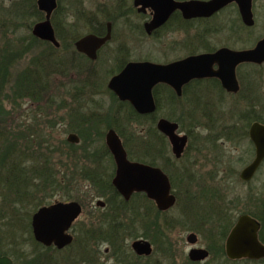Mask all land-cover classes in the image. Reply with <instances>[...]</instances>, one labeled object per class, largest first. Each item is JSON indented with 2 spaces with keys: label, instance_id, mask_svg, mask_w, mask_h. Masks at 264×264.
Returning a JSON list of instances; mask_svg holds the SVG:
<instances>
[{
  "label": "flooded vegetation",
  "instance_id": "1",
  "mask_svg": "<svg viewBox=\"0 0 264 264\" xmlns=\"http://www.w3.org/2000/svg\"><path fill=\"white\" fill-rule=\"evenodd\" d=\"M57 1L58 6L51 15V23L60 46L56 47L50 43L56 48H60L62 44L68 47L73 45L91 64L103 60L105 63L100 66L104 69L100 72H105L110 78L119 74L130 62L151 61L167 64L189 56L215 54L218 51H222L220 59L223 60L229 58L232 51L253 49L264 39V0H108V3L96 6L101 10V14L93 13L92 17H88L92 29L82 36L69 35V30L74 24L66 18L62 19L59 12L63 0ZM39 11L42 13L41 19L36 22L46 18V14ZM69 14H72V11L65 16ZM159 20L163 21L155 25V21ZM120 23L121 26L128 25V31L126 27L120 30ZM57 29L62 31L60 36ZM109 31L111 36L97 50L95 59L77 50L76 42L81 37L90 33L106 36ZM67 36L71 39L66 42ZM138 41L146 45L141 48L140 56H136L134 50L127 47L130 43L133 45ZM149 46L159 48L152 52L148 50ZM68 52L69 48L61 53ZM30 53L31 48L28 47L21 57ZM170 54L179 57L170 61H165V58L161 61L159 58ZM220 65L219 61L215 62L213 68L218 70ZM76 71L100 73L97 68ZM236 78L239 87L235 91L226 89L217 76L194 78L183 86L181 95L171 86L160 83L169 86L181 98L179 104L186 108L189 115L190 109H199V124L206 133H199L196 137L192 133L191 122L187 132H184L186 126L169 117L170 110L162 114L155 91L154 112L140 113L129 101L115 102L104 110L111 111V122L114 126L101 121L96 131L104 134L106 142L108 131L115 130L130 161L160 167L170 179L171 193L176 197L174 205L162 210L155 200L143 191H135L126 199L113 184L117 166L109 151L113 160V165L108 167L112 173L110 183L113 189L109 188L105 193L101 191V195H96L97 187L94 183L86 181L89 188L84 189L82 194L78 185L83 183L75 182L68 189L61 188L57 191L54 197L58 198L54 201H51L52 197L47 198L32 214L29 205L26 206L29 201L23 197L21 201L24 199V204L18 205V209L14 206L17 221L14 225L17 228L6 223L4 212H1V209L10 207L11 204L0 205V258H5V264H133L135 260L134 264H148L149 259L150 264H165L164 261H169V264H238L240 260L249 259H232L227 255L226 248L228 238L242 215H249L259 224L258 239L264 245V190L251 185L255 183L258 172H261L264 159L250 179L245 180L241 176L257 155V146L251 130L256 123L264 125V62L238 64ZM161 99L163 107L171 102L167 95H163ZM92 104L99 105L100 101ZM228 104L232 107L230 111L233 117L227 121L226 110L221 111L219 108ZM84 105L88 106L85 103ZM218 114L225 117L219 118ZM162 118L177 122V132L188 137L180 156H176L169 137L158 127ZM186 120L191 121L189 117ZM124 137L133 141H150L149 150L143 153L132 145L133 153L130 154L124 144ZM244 142L247 143V148L243 154L247 156L240 154L233 159L227 155L231 144L238 147ZM190 144L192 148L187 153ZM159 145L164 148L162 153L159 151ZM191 152L203 156L202 168L199 171L195 167L197 160L182 164ZM245 161V166L238 172L235 163ZM208 164L214 166L205 169ZM178 169L181 172L184 169H193L196 173L183 176L188 178L187 180H179L176 174ZM172 176L176 179L175 183ZM179 176L182 177V174ZM234 183L247 186L250 184L245 196L237 191L238 187H234ZM190 186L198 194L197 200L201 205L198 216L194 213L192 218L190 208L183 206L182 198L178 197L182 194L180 192H187ZM62 191L72 196H61ZM73 201L80 204L81 212L65 229V232L72 236V241L62 246L55 242L46 244L38 241L32 227L34 213L42 206ZM242 201H245L243 207L240 204ZM133 211L136 212V221L130 224L133 229L127 231L130 223L128 217ZM178 231H183V241L176 240ZM140 232L142 235H139ZM30 236L36 244L34 248L39 249H30ZM129 239H132L130 243ZM139 239L150 242L153 249L151 254H139L134 250L133 242ZM178 248H185V253L181 254L183 259L180 260ZM195 248L208 250V257L204 260L192 259L190 253ZM171 256L173 260H170ZM37 257L38 261L35 262ZM168 258L170 259L167 260Z\"/></svg>",
  "mask_w": 264,
  "mask_h": 264
},
{
  "label": "trees",
  "instance_id": "2",
  "mask_svg": "<svg viewBox=\"0 0 264 264\" xmlns=\"http://www.w3.org/2000/svg\"><path fill=\"white\" fill-rule=\"evenodd\" d=\"M11 8L10 12L12 16L16 17L15 19L25 18L27 15L29 18L33 17L30 24H27L30 30H32L34 23L41 19L42 13L38 10L36 0H14ZM7 21L8 19H4L0 23V27L6 26ZM74 27L75 24L69 30L72 34L76 33ZM10 31V29L6 30L5 28L0 30V196L2 197L1 205L11 204L10 207L1 209V212H4L6 223L17 228L15 226L17 221L16 216H14V206L18 209V205L22 206L24 204V199L29 201L26 206L29 205L32 214L47 198L55 196V193L61 188L62 190L68 189L80 180L94 183L97 187L96 195H101L102 192L105 193L109 188L113 189L110 183L112 173L108 168L113 165L112 156L105 142L104 134L101 131H96V129L101 121L111 127L114 124L111 122L113 117L111 111L104 112L99 105L92 104V102L100 101L96 100V96L102 92L99 82L101 80L98 81V77L93 74H89L85 78L82 77L83 84L76 87L75 96L73 94L77 111L72 113L71 116L75 121L73 129L81 138L80 143L72 144L66 138L56 144L51 133L43 131L44 127L40 126L36 117L30 123H26L23 118L19 120V123H16L15 117L18 113L23 114L21 111L25 99L34 103H39L42 100L47 103L55 101L51 90L48 89L49 82L45 78L49 77L54 66L59 65L62 61L65 62V56L58 55L59 52L69 48L70 60L75 62L74 67L80 70L96 68V64H91L85 56L75 50L73 45L68 47L62 44L60 48H56L50 42L42 41L33 36L32 32H30L27 39L20 41L13 38V32L10 33L11 37H9ZM61 32L57 29L59 36ZM28 47L31 48V52L38 47L41 51L34 56L30 65L25 69L17 74H12L11 70L17 65L16 62H19L21 54ZM106 90L112 95L113 103L124 102L108 87ZM154 91L159 102L160 111L163 109L161 99L163 95H167L175 105L179 104L181 98L169 86L160 84L156 86ZM76 93L83 95L76 96ZM84 103L88 106H85ZM8 104L11 105V108H8ZM12 106L16 109L15 111H13ZM59 107L65 109L70 106L63 100ZM198 110L196 108L190 109L191 114L189 115L186 108H183L179 116L173 114L175 110L170 109L168 116L180 122L182 126L189 117L193 126L199 123ZM50 124L52 127L55 123L50 121ZM124 139V144L130 154L133 153L131 150L132 145L143 153L149 150L150 141L148 140L133 141L131 139L127 140L126 137ZM191 148L190 144L187 153ZM76 149H79L78 154ZM159 151L161 153L164 151V148L160 145ZM65 154H71L68 157L73 159V167L70 166L62 170L61 162ZM193 173H196L193 169H184L182 172L178 169L176 172L179 180H187L188 178L183 176H190ZM180 174H182V177L179 176ZM172 179L175 183L176 179L173 176ZM180 194L178 197L179 199L182 198L183 206H188L190 211L198 216L200 209L195 208H200L201 205H199L198 194L193 187L190 186L187 192H180ZM23 197L24 199L21 201ZM128 219H130V223L127 226V231L133 229L130 224L136 221V212L133 211ZM30 237L34 241L33 237ZM37 261L38 257L35 262ZM240 261L258 260L244 259ZM261 261H264V259ZM135 262L136 260L133 264ZM148 262L150 264V259Z\"/></svg>",
  "mask_w": 264,
  "mask_h": 264
},
{
  "label": "water",
  "instance_id": "3",
  "mask_svg": "<svg viewBox=\"0 0 264 264\" xmlns=\"http://www.w3.org/2000/svg\"><path fill=\"white\" fill-rule=\"evenodd\" d=\"M36 4L38 9L46 14V18L33 25V35L59 47L60 42L51 23V15L56 10L58 1L37 0ZM161 21L163 20L155 21L154 24L158 25ZM110 36V31L106 36L87 34L76 42L77 50L95 59L97 50ZM221 53L222 51L215 54L193 55L167 64L151 61L130 62L119 74L110 78L108 85L121 100L131 102L140 113H151L156 110L153 89L160 83L171 86L178 95H181L183 86L190 80L217 76L226 89L235 91L239 87L236 78L237 65L242 62H264V39L253 49L232 51L227 59H220ZM218 61L221 65L218 70H215L213 64ZM158 127L169 137L176 156H180L185 149L188 137L177 132L178 123L162 118ZM251 133L256 142L257 155L241 174L245 180L253 176L264 159V125L256 123ZM67 140L72 144H78L81 139L77 133L71 132ZM106 144L117 166L113 184L126 199L130 198L135 191H143L149 198L155 200L162 210L175 204L176 197L171 193L170 179L160 167L130 161L121 138L113 129L106 135ZM80 212L81 206L76 201L42 206L32 217L35 238L46 244L55 242L59 246L70 243L72 236L67 234L65 229ZM258 228L259 224L256 220L249 215H242L228 238L227 255L232 259L264 258V245L258 239ZM133 248L137 253L147 255L153 250L149 241L141 239L133 242ZM190 255L192 259L204 260L209 252L205 248H195ZM5 261V258H0V264H5Z\"/></svg>",
  "mask_w": 264,
  "mask_h": 264
},
{
  "label": "rangeland",
  "instance_id": "4",
  "mask_svg": "<svg viewBox=\"0 0 264 264\" xmlns=\"http://www.w3.org/2000/svg\"><path fill=\"white\" fill-rule=\"evenodd\" d=\"M13 2H14V0H0V23L4 19H8V21L5 23L6 26L0 27V30L1 29L3 30V28H5L6 30L10 29L11 31L9 32V37H11L10 33L13 32L14 33L13 38H17L20 41H24L25 39L28 38V36L30 34V30H28L27 24H30V21L32 20L33 17L29 18L27 15L25 18L15 19L16 17L12 16V13L10 12L11 11L10 9H12L11 7H12ZM104 3H108V0H96V1H94V0H63L59 13H60L63 20H64V18H66V20L68 22L75 24L74 31L76 33L72 34L70 32L69 35L82 36L85 33L90 32L92 28L90 26V19L88 17H90V16L92 17L93 13L101 14L102 13L101 10H99V8H96V6L100 7ZM71 11H72V14L65 16L66 13H68V12L70 13ZM71 15H74V16H71ZM77 16H78V18H77ZM16 23L18 24L17 26H16ZM121 25H122V23H120V25H119L120 30H122L124 27H126V29H127L126 31H128V25H126V24H125V26H121ZM116 30L118 31L119 28H117ZM122 36H124V34ZM70 39H71V37L67 36L66 42L69 41ZM145 46L146 45L144 43H139V41H138L136 43H133V45L130 43V45H128L127 47H130L131 49H133L134 52L137 54L136 56H140L141 50L143 48H145ZM158 48L159 47H157V46H152V47L149 46L148 50H151L153 52V50H156ZM35 49H36L35 51L31 52L26 57L19 58L20 59L19 62H16L17 65L11 70L12 74H14V73L17 74L20 71H22L23 69H25L28 65H30V62L34 58V56L36 54L40 53V51H41V49H39V47L35 48ZM147 53H148V51H147ZM58 55L65 56V62L62 61V63H60L59 65L54 66V68L52 69L53 72L51 71L49 77L45 78L49 82L48 89L51 90L52 96L54 97L55 101L47 103L45 100H42L39 103H34L31 100L25 99L23 102V105H22L23 110L21 111V112H23V114L18 113V115L15 117L16 123H19L20 122L19 120L22 118L25 120L26 123H30L33 121V118L36 117L37 122L40 123V126L44 127L43 131H46L47 133L48 132L51 133V135L53 137L52 139L56 144H58V142H60L61 140L66 139L69 133H71V132L77 133L73 129V125L75 124L74 123L75 121L73 120V118L71 116L72 113H75L77 111V109H76L77 104L75 103V101L73 99V94L75 96L76 87L83 84V81H84L83 78L88 77L87 75L91 74V73H89V72L87 73L85 71L84 72L76 71L77 68L74 67V65L76 63L72 62L70 60L71 59L70 54L59 52ZM61 56H59V57H61ZM177 57H179V56H176V54H170L167 57H159V58H161V61H163L164 58H165V61H170V60L176 59ZM99 61L100 62H97V64H96V68L100 72L101 70L104 69L100 65L104 64L105 62L101 59ZM71 69H73V71H71ZM93 75L94 76L96 75L98 77V81H99V79L101 80L99 82H100V86H101L100 89L102 92L96 96V98H97L96 100L97 101L100 100L99 106L101 107L102 110H105L108 106L113 104L112 95L106 90L107 83H108V80L110 77L106 76L105 72H100L98 74H93ZM6 90H9V89H6ZM81 95H83V94H77L76 93V96H81ZM63 100H65L66 103L68 104V106H70V107L65 108V109L60 108L59 105L62 104ZM8 108H11L10 104H8ZM183 108H184L183 105H180V104L175 105L171 101L170 104H167L166 106L164 105V107L162 109V114L167 113L171 109V110H175L173 114L179 115V114H181V110ZM231 108L232 107L230 106V104L220 107L219 110H221V111L226 110L225 111L226 117L222 116V114H218L219 118L223 119L225 117V119L227 121L231 120L233 117V115H232L233 113L230 111ZM12 109H13V111L16 110V109H14L13 106H12ZM211 110L213 112H215L213 109H211ZM198 115H199V113H198ZM50 121H53V123H55L54 126L51 127ZM195 122H197V121H195ZM198 122H200V120H198ZM184 126H186V127H184L185 130H183V131L187 132L186 130H188V128L190 126V121L186 120V122L184 123ZM202 127L203 126H200L199 123L194 124L191 127L192 133L195 135L194 137H196L199 133H201V134L206 133V130L203 129ZM229 145L230 144H228V146ZM246 148H247L246 142L242 143L238 147H235L231 144L227 150V155H229L230 157H233V159H235L234 157H237L240 154L242 155L243 152L246 150ZM76 151L78 154L79 149H76ZM76 151H75V153H76ZM169 152L171 153L170 146H169ZM194 152H191L189 154V156H187V158L184 159V162L182 164L191 163V162H194L195 160H197L198 162L195 164L196 165L195 167L198 169L197 171H199V169L202 168L203 156L200 153H194ZM243 155L247 156L246 154H243ZM68 156H71V154H65L64 158H62V162H61V166H63L62 170H65V169H67V167H70V166L73 167V159L69 158ZM192 156H194V157H192ZM196 156H197V158H195ZM248 160L249 159L247 158L246 161H248ZM246 161L244 163H240V164L235 163V167L238 170V172L245 166ZM213 166H214L213 164H208V166L205 169H208V168L211 169ZM234 180H236V179L234 178ZM78 182L83 183V184L78 185L79 189L81 190V193L83 192L84 189L88 190L89 185H86V181L80 180ZM254 182L255 183L251 184L253 187L259 186L261 189L264 190V184H263V182H264V166L261 168V172H258V174L256 175ZM84 183H85V185H84ZM233 185H234V187H238L237 191L240 192L241 194H243L242 196H245L244 194L247 193V191H248L247 188H249L248 186L250 184H248V186H247V185L240 184V183L239 184L234 183ZM58 194H60V193H58ZM61 196H72V195H66V193L64 191H62ZM85 196L86 195H83V197H85ZM56 198H58V197L53 196L51 198V201H54V199H56ZM1 200H2V197L0 196V205H1ZM244 203H245V201H242V203H240L242 205V207H243ZM195 209H199V208L196 207ZM190 216H191V218L194 217V212L191 211ZM182 234H183V231L182 232L178 231L176 234V240L183 241L184 236H182ZM139 235H142V233L140 232ZM28 238H29V236H28ZM131 240L130 239L128 240L129 243L131 242ZM28 245H29L30 249H32V250L39 249V248H34L36 244L31 240V238L28 240ZM178 249L180 250V251H178V253H180V258H179V260H180L181 258L183 259L182 255L185 253V248H178ZM186 250L188 251V248H186ZM170 258H168L167 260H169V259L173 260L172 256ZM164 262H165V264H169V261L168 262L164 261ZM238 264H264V261H249V262L238 261Z\"/></svg>",
  "mask_w": 264,
  "mask_h": 264
}]
</instances>
